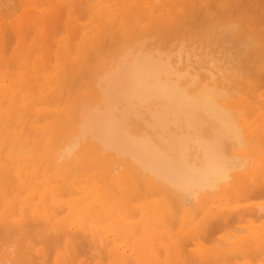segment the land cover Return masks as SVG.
Segmentation results:
<instances>
[{
	"label": "bare ground",
	"instance_id": "bare-ground-1",
	"mask_svg": "<svg viewBox=\"0 0 264 264\" xmlns=\"http://www.w3.org/2000/svg\"><path fill=\"white\" fill-rule=\"evenodd\" d=\"M0 264H264V0H0Z\"/></svg>",
	"mask_w": 264,
	"mask_h": 264
},
{
	"label": "rangeland",
	"instance_id": "rangeland-1",
	"mask_svg": "<svg viewBox=\"0 0 264 264\" xmlns=\"http://www.w3.org/2000/svg\"><path fill=\"white\" fill-rule=\"evenodd\" d=\"M56 16H58L59 17V14H56ZM32 32V31H31ZM30 32V33H31ZM28 33V32H27ZM27 35V34H26ZM30 38V39H29ZM28 39H26L27 41H26V43H28V42H30L31 40H32V38H33V33H31V36L29 37Z\"/></svg>",
	"mask_w": 264,
	"mask_h": 264
}]
</instances>
